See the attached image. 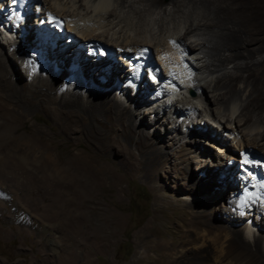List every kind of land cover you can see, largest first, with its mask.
<instances>
[{
  "label": "bare ground",
  "instance_id": "bare-ground-1",
  "mask_svg": "<svg viewBox=\"0 0 264 264\" xmlns=\"http://www.w3.org/2000/svg\"><path fill=\"white\" fill-rule=\"evenodd\" d=\"M39 1L42 7L53 10L64 19V33L72 36V42L71 45H61V40L58 38L55 44L50 46L37 38L32 40L30 36L38 20L36 18H33L35 22L30 25L27 21L23 22L22 27L23 25L24 27H19L15 32L12 31L11 26L0 30V35L5 36V38H0L2 39L0 45H7L10 48L8 49L9 53L6 54L0 47V141H3L5 136L18 139L19 146L16 145L11 150L15 154L19 153L21 161L26 165H34L33 169L38 172L51 174L50 180L43 177L37 184L47 188L50 195L49 208L46 209H50L53 214L47 215L50 217L49 221L39 223L30 217L24 218L22 206L16 204L12 196H10V200L15 204V218L35 227L50 249L59 255V262L56 264L72 262L74 255L66 245L68 243L76 248H104L108 251L111 249V245H114L109 237L116 238L118 236L120 223L110 222L106 215L100 214L97 210L89 217L80 214L82 211H92V208H88L85 204V197H92V201L87 202L93 204L96 199H101L102 194L95 195L97 190L103 186L98 175V168L93 161L81 154H68V161L63 162L54 153V146L48 143L49 136L42 128L36 129L30 137L17 134L16 127H24L27 123L26 117L30 114L36 115L37 111H40L50 115L53 121L60 122L62 128L60 136L67 140L77 132L78 128L76 127L78 126L84 128L89 138L100 140L103 139L105 133L107 136L113 131L121 130L123 136L120 139L118 137L120 150L125 154L127 160L129 159L130 163L136 166H141L142 161L148 155L149 163L161 168L164 165L162 155L165 153L164 148L159 144V139H153L148 134L149 132L140 128L137 121L133 119V115L136 116V113L141 109H137L133 113L134 107L141 105H149L146 108L147 112H143V115L152 113L155 119L158 118L159 113L165 112L166 108L169 109V114L164 117L170 124L169 129H172L173 132L179 130L183 137L198 136L204 138L211 145H220L218 156L222 158L234 159L229 154L238 155V149L241 147L251 148L253 152L258 150L264 154V59L259 63L252 61L264 49V0H169L167 6H164V0H124L120 1V5L126 6L128 11L133 14V18L126 16L124 20L120 19L114 26V20L119 17L120 13L115 14L116 11H109L106 8L107 0H81L84 4L73 10L70 8L74 5V0H66L62 10H58L56 4L51 6L49 2L47 3L48 0ZM133 2L139 6L137 7ZM66 7L69 8L65 10ZM89 7H93L90 14L84 13ZM154 14H157L159 18L148 19ZM179 14L184 17V22L171 29L164 21ZM92 15V19L87 20L86 23L83 22L84 19L91 18ZM121 22L124 25L118 32L115 27L117 28ZM81 24L84 27L86 24H90L95 28L93 27L91 32H87L83 26H80ZM100 28L106 29L104 33L101 35L92 34ZM145 30L152 32L150 34L153 41L150 43L142 35ZM130 31L131 33L127 35V32ZM118 34L125 36L123 40L116 37ZM100 36H104L106 40H101ZM188 38H192L193 42L185 47L183 41ZM196 38L197 40H194ZM89 39L100 41L109 47L114 55L119 56L118 59L116 58L117 60H120L122 54H130L142 46H151L154 53L150 51V54L157 56L158 61H155L157 65L171 66L174 60L180 64L175 73L181 75V78L177 83H173V86H165V82L162 80L166 78V72L162 69L155 77L157 81L155 84L145 75L137 77L134 81L124 75L127 83L123 84V81L120 80L122 76H119L121 64L117 65L107 58H99L92 62L85 57L81 49H75L79 42ZM23 40L32 41L35 45L36 49L30 57L21 53L19 49ZM179 47L182 48L181 51L178 50ZM183 52L189 56L197 55L196 60L199 59V56H201L200 59H205L206 64L204 65H190L192 70L196 68L198 72L212 71L220 74L214 82V87L211 86V82L208 85L192 83L197 79L195 77L194 80L191 79L187 66L190 63L183 56ZM236 59L244 61V65L234 67L233 72L222 68ZM70 64H77V66L71 68ZM19 70L26 78L25 82H22ZM59 72L64 73V77L56 78L55 75ZM151 77L154 80V75ZM103 78L105 80H102ZM182 80L185 81L184 85ZM149 81L152 82V86ZM182 88L194 92L202 91L208 105H218L221 102L224 105L223 111L228 112L227 118L221 116V108H219L217 115L209 118L214 124L204 120L203 127L200 121H193L191 115H194L196 110L204 115L206 108L199 107L187 96H181V99L179 97L180 100L174 97L173 103L164 101L166 100L164 97L168 93L172 92L168 96L170 98L176 96V93L182 94L181 91H178ZM205 90L211 93L222 92L217 96H207ZM129 91H134V98L132 97L134 94ZM150 92L152 95L147 97ZM112 93L113 95H111ZM159 99H163L160 105L156 102ZM137 100L140 101L137 102ZM232 100H241L242 104L238 115H234L232 108L228 109ZM177 102L181 105H176ZM153 104H156L155 107ZM173 105L174 109L169 108ZM188 112L191 114L189 115ZM206 116H208L207 113ZM188 119L190 122L186 123L185 121ZM249 122H252V126H256V128L251 129L252 126L247 125ZM182 126L183 130L180 129ZM210 126L216 130L225 128L224 138L221 136L219 138ZM244 126L250 130L249 132L256 131L249 139L247 136L249 137L250 133L243 134ZM102 130L105 131L104 134ZM183 137H178V139ZM239 137L241 138L239 139ZM227 139L231 140L234 148L228 145ZM113 146L118 145L114 144ZM131 147L138 151V156L132 154ZM95 149L99 150L95 152L98 157H104L105 149L97 146ZM234 160L238 161V158ZM221 163L223 164V162ZM223 165L226 166L228 182L235 184L237 180L241 179L239 168L235 167V164L225 163ZM26 172L27 169L19 163V173ZM201 174L194 177L191 182L193 186L198 187L207 180L205 174ZM16 175L14 174L11 178L13 183L18 181ZM150 176L152 177V175ZM81 177L86 178L85 182L81 181ZM113 178L115 177L113 176ZM119 182L113 183L116 193L121 191ZM252 182H248L244 176V187L241 186L242 193L239 195L240 200L236 203L237 207L242 210L246 208L249 210L248 212H253L256 215L263 214L264 206L260 207L257 203V199L260 198H255L261 197L255 191L264 188L262 173H259ZM249 183L253 184L252 191L249 189ZM2 192L0 189V194ZM263 198L261 197L262 200ZM233 206H235V202ZM232 212L233 222H239L238 217L248 219L244 226H240V232L231 231L229 224L224 227L211 224L203 212L194 214L188 219L193 228L192 234L183 236L179 241L176 240V243H171L170 248L168 247L170 251H178V257H170L169 254L166 256L168 257L167 262L162 263L157 258L156 263L264 264V240L261 235L264 230L263 226L260 224L259 227L255 226L256 228L251 230L248 224L251 223L250 217L253 214ZM66 214L69 216H65ZM110 217L116 218L117 215L111 213ZM43 218L45 219V217ZM95 218L101 219L103 228H94L92 221ZM255 218L259 219L257 216ZM55 219L56 221L53 223L52 221ZM83 225L85 226L84 230L81 228ZM150 229L151 226L148 224L136 232L137 247L143 248L146 233L150 234ZM106 232H109V236L105 235ZM146 259H148V254L143 250L142 261L144 262Z\"/></svg>",
  "mask_w": 264,
  "mask_h": 264
},
{
  "label": "rangeland",
  "instance_id": "rangeland-1",
  "mask_svg": "<svg viewBox=\"0 0 264 264\" xmlns=\"http://www.w3.org/2000/svg\"><path fill=\"white\" fill-rule=\"evenodd\" d=\"M63 1L48 0L47 3L49 2L51 6H55L56 4V8H58V10H62L64 9L63 6L65 5L66 0ZM120 1L124 0H107L106 8L112 12L116 11L115 14L120 13L119 17L114 20L113 26L118 23L120 19L123 18L124 20L126 16L133 18V14L128 11V8L126 6L123 7L122 5H120ZM168 2L169 0H164V6H167ZM133 3L137 7L139 6L135 2ZM73 4L74 7L72 6L70 10L76 9L84 3L81 0H74ZM67 5L70 6L71 4ZM68 8L69 7H66L65 10H67ZM92 10L93 7H89L84 13L90 14ZM156 13H158V10H156ZM35 18H37V16ZM92 18L93 15L89 19H84L83 22L86 23L87 20H90ZM151 18L155 19L159 18V16L157 14H154L148 19ZM34 20L35 19L30 20L28 24L30 25L34 23ZM164 22L168 23V25L172 29L175 26L183 23L184 17L179 14L167 19ZM123 25L124 23L121 22V24L117 28L115 27L116 31L119 32ZM80 26L82 27L83 25L81 24ZM93 27L95 28V26L86 24L84 30L87 32H91V29H94ZM105 30V28H100L92 32V34L101 35ZM129 33H131V31L127 32V35ZM150 33L152 32L147 30L142 33L145 40L149 41V43L150 41H153V37ZM64 34L65 35L59 39L61 40V45H71V43L66 44V40L64 39L68 38L69 35H66V33ZM32 35L30 36V38L32 37ZM2 37L5 38L4 35H0V38ZM116 37H120V40H123L125 36L118 34L116 35ZM99 38L101 40H106L104 36H100ZM194 40H197V38ZM1 42L2 39H0V43ZM183 42L185 43L186 47V45L188 46L193 42V39L188 38V40H184ZM18 44L20 45L19 42ZM0 47L6 54L9 53L8 49L10 48L7 45H0ZM147 47H149V50L154 53V50L151 46L147 45ZM19 49L21 50V53H25L30 57V55L33 54V51H35L36 48L32 41L29 42L23 40ZM178 50L181 51L182 48L179 47ZM152 53L150 54V57L152 59L153 57L154 59H156L157 56ZM183 54V56H185L190 63L187 64V66L189 67L191 79L194 80V77L197 79L196 82L192 81V83L195 85H203L206 83L208 85V83L211 82V86H213L214 82L220 74L213 73L212 71L198 72L196 68L195 70H192L190 65H204L206 64L205 59L202 60L200 59L201 56H199L200 60H196L197 55L194 57L191 55L189 56L185 52H183ZM118 57L119 56H116L117 59ZM117 59L112 62L118 65L119 62H117ZM263 59L264 49L260 53V55L252 59V61L259 63ZM156 61L158 60L156 59ZM244 63V61L236 59L234 62H230L222 68L227 70L228 72H233L234 67L238 65H244ZM122 66L123 65H120L121 68ZM18 69L19 67L17 68V70ZM20 70L18 71L19 76L21 74V80L22 82H25L26 78L24 77V75H22V72ZM120 72L119 76H122L120 80L123 81V84H126V82H124L125 74L122 71ZM63 74L64 73L59 72L55 76H57L56 78H59L61 76L64 77ZM102 80L105 79L103 78ZM182 83L184 85L185 81L182 80ZM150 84L152 86V82ZM117 88L114 89L116 90ZM178 91L182 92V94L176 93V96H174L178 100L182 98L181 96H187L188 99L192 100L199 107L206 108V113L208 115L206 117V113H203L204 115H202L198 110H196V112L194 111V115H191L193 121L197 120L201 122V126L204 127V120L210 121L212 124H214L209 118H213L215 115H217V110H219V108H221V116L227 118L228 112L223 111L224 105H222L221 102H219L218 105H208L202 91L194 92L185 90L183 88ZM129 92L134 94V91ZM205 92H207V96H217V94L222 91H215L211 93L205 90ZM113 93L111 95H113ZM150 95H152V92L148 93L147 97H150ZM132 97L134 98L135 94L132 95ZM162 100L159 99L158 101H156L157 104L159 103L160 105L162 103ZM139 101L140 100H137V102ZM171 101L173 103L174 99ZM241 104V100H232L228 105V109L232 108V111L235 113L234 115H238L241 109ZM155 105L156 104H153V107H155ZM176 105L180 106L181 104L177 102ZM148 106L149 105H141L139 107H134L133 113L136 112L137 109H141L136 113V116L133 115V119L137 121L140 128H142L146 132H149L148 134L153 139H159V144L164 148L165 152L162 155L164 165L161 168L151 165L149 163L150 157H148V155L147 158L142 161L141 166H136L130 163V160H127L125 154L120 150L121 147L119 146V139L123 136L121 130H118L116 132L113 131L107 134V136L105 131L102 130L103 134L105 133V136L100 140L92 137L89 138L88 133L84 130V128L78 126L76 127L78 128L77 132L72 135V138L67 140L66 138L60 136L62 130L60 122L53 121L50 115L40 111H37L36 115L30 114L28 117H26L27 123L24 125V127H16L15 131L17 132V134L25 136L27 135L29 137L32 136L34 131L38 128H42L43 130H45L49 136L48 138L50 139L48 143L54 146V153L59 159H62L63 162L68 161V154H81V156H84L88 160L93 161L95 166L98 168V175L103 185L97 190L95 195H102L101 199L98 198L93 201L95 202V204L87 202L89 200L92 201V197H85V204L88 206V208H92V213L87 210L85 211L86 213L82 211L80 214L84 217H89V215H92L93 212L97 210V212H99L100 214L106 215L107 219L110 222L120 223V229L117 232L118 236L116 238L112 237L113 239L109 237V240L111 242H114V245H111L112 247L108 251H106V249L104 248H76L69 243H65L69 246V250L73 251L70 252L74 255V258L70 264H161L158 262L156 263L155 260L157 258L162 263L167 262L168 257L166 256H168L169 254L170 257H178V251L174 252L169 250L170 244L173 242L176 243V240L179 241L185 235L192 234L191 232L193 231V228L191 227L188 219H190L192 215L202 212L205 213L211 224L220 227H224L226 226V224H229V228L235 233L240 232V226H244L248 219L238 217V220L240 221L237 223L233 222L231 219V214H233L232 211H235L238 214H253V216L250 217L251 223L249 222L248 224V227L251 230L259 227L260 224L264 228V213L256 215L253 212H248L249 210L246 208L245 210H242L238 209L237 207L236 203L240 200L239 195H241L242 193L241 186L244 187L243 181L240 179L237 180L235 184H233L232 182H228L226 180L228 176L226 174L227 172L225 171L226 166L223 164H235V167L238 168V161L234 160L238 157V155H232V153L229 154L230 157L234 158L232 160L222 158L218 156V148L221 147L220 145H211L204 138L198 136L191 135L183 137L182 133H179V130L173 132L172 129L168 128L170 124L164 118L169 114V109L167 110L166 108L165 112H163V110H160L164 114L159 113L158 118L155 119L152 113L143 115V112H147L146 108H148ZM174 107L175 106L173 105L169 108L174 109ZM188 114L190 115L191 112H188ZM181 117L183 118L184 116ZM185 122L189 123L190 121L188 119ZM247 125L252 126V122H249V124ZM245 127L246 126H244V128ZM254 127L256 128V126H252L251 129H253ZM183 128L184 127L182 126L180 129L183 130ZM212 129L217 133V136L219 138L220 136L224 138L223 134L225 128H219L218 130H216L214 127H212ZM243 131L244 135L250 133L248 134L249 137L247 136L248 139L256 133V131L249 132L250 130L246 128ZM181 136L183 138L178 139V137ZM240 138L241 137H239V139ZM3 139V141H0V189L1 191H3L0 194V264H56L57 262H59V255L54 253L50 249V247L44 241L41 233L35 227L26 222H21L15 218V204L11 203L10 200V196H12L15 203H18L20 207H23H21V209L24 213V218L30 217L39 221V223L43 221H49L50 217H48L47 215L53 214L50 209L47 210L49 208L48 205L50 204V195L47 188L38 186L37 184H39L40 180L43 177H45L46 180H50L51 174L49 172H38L33 169L34 165H26L21 161L19 153L15 154L11 150L12 148H14V146H19L18 139H12L9 136H5ZM227 140L228 141L226 142L228 143V145L234 148L235 146H233L231 140ZM111 144H117L119 147L113 146ZM96 146L105 149L106 153L104 157H98V155H96L95 152L99 151L95 149ZM255 151H257L255 153L264 156L261 151ZM131 152L133 155L138 156V151H135L133 147H131ZM221 162H223V164ZM19 163L23 164L24 168L27 169L26 173H19ZM6 168H10V171H1ZM14 174H17L16 177L18 178V181L16 183H13L11 181V178ZM198 174H205L207 180L203 181L198 187H196L193 186L191 182ZM150 175H152V177ZM113 176L116 178L115 181H120V192L116 193V190L114 189L113 183L115 182V178H113ZM85 180V177H81L82 182H85ZM234 202L236 207L233 206ZM257 203L260 207H263L264 198L263 200L261 198L257 199ZM111 213H115L117 217H110ZM42 216L45 217V219ZM65 216H69V214H66ZM255 216L259 217V219L255 218ZM55 221L56 219L52 222L54 223ZM256 221L257 224H255ZM101 222V219L95 218L93 219L92 224L94 225L95 229H99L103 228ZM148 224H150L151 226V229L149 230L151 235L146 233L147 236L145 237V245L143 246V248H139L136 245V232L141 230ZM81 228L82 230H84L85 226L83 225V227ZM108 234L109 232H106L105 235L109 236ZM261 235H263L264 240V230L262 231ZM142 249L146 254H148V259H146V261L144 262L142 261Z\"/></svg>",
  "mask_w": 264,
  "mask_h": 264
},
{
  "label": "clouds",
  "instance_id": "clouds-1",
  "mask_svg": "<svg viewBox=\"0 0 264 264\" xmlns=\"http://www.w3.org/2000/svg\"><path fill=\"white\" fill-rule=\"evenodd\" d=\"M38 1V3H39V5L40 6H42L41 4H40V1L39 0H37ZM42 8H44V7H42ZM46 9V8H45ZM47 10H49V9H47ZM50 12H52V13H54V14H56L62 21H64V19L60 16V15H58L56 12H54L53 10H49ZM36 17V16H35ZM34 17V18H35ZM38 17L39 16H37V18L36 19H38ZM33 19V18H32ZM32 19H28L27 20V22H29L30 20H32ZM38 21V20H37ZM64 29H65V21H64ZM69 35V34H68ZM90 41H95V40H89V41H85V42H90ZM95 42H97L102 48L101 49H104V50H106V51H110L111 52V54H112V57L110 58V57H105V56H102V57H100V58H107V59H110V60H112V61H114L115 59H116V55H113L114 53L112 52V50L109 48V47H107V46H105L104 44H102V43H100L99 41H95ZM79 43H84V42H79ZM78 43V44H79ZM70 44V43H69ZM141 48H146L147 49V63H152V64H154V68H157L158 70H159V72L160 71H162V66L161 65H157L156 64V59H154V57H153V59L150 57V50H149V48L147 47V46H142V47H140V48H138V49H141ZM138 49H136V50H138ZM135 50V51H136ZM134 51V52H135ZM83 52V51H82ZM134 52H131L130 54H133ZM123 55H127V54H122L121 55V57L123 56ZM121 57H120V60H118L117 62H119V64L121 63V65H123L122 66V68L120 69L125 75H127L128 74V70L126 69V66H125V63H123L122 61H121ZM90 60H92V59H90ZM92 62H95V61H92ZM173 62H176L175 60L173 61ZM176 63H178V62H176ZM180 64L178 63V66H179ZM178 66H176V68H175V70L177 71V69H178ZM164 70V69H163ZM127 74H126V73ZM159 72H158V74H159ZM157 74V75H158ZM176 74V73H175ZM141 75H145L146 77H147V74H146V68H143L142 69V73L139 75V76H141ZM127 77H128V75H127ZM129 78V77H128ZM148 78V77H147ZM176 82L175 83H177L178 82V80L181 78V75H176ZM132 81H134V80H136V79H134V78H130ZM150 80V79H149ZM151 81L154 83V81H156V79L155 80H152L151 79ZM126 82V81H125ZM127 83V82H126ZM156 83H157V81H156ZM168 91H170V90H168ZM172 93V92H171ZM171 93H168L167 95H166V97H164V98H166V100H164V101H171V100H173L174 99V96L172 97V98H170V97H168ZM176 98V97H175ZM240 150H243V151H245V152H247L248 154H250V156L252 157H255L256 159H262V160H264V157L262 156V155H259V154H257V153H255V152H253L250 148H244V147H241V148H239L238 149V151H240ZM238 159H239V154H238V157H237Z\"/></svg>",
  "mask_w": 264,
  "mask_h": 264
},
{
  "label": "trees",
  "instance_id": "trees-1",
  "mask_svg": "<svg viewBox=\"0 0 264 264\" xmlns=\"http://www.w3.org/2000/svg\"><path fill=\"white\" fill-rule=\"evenodd\" d=\"M216 133V132H215ZM217 134V133H216Z\"/></svg>",
  "mask_w": 264,
  "mask_h": 264
}]
</instances>
